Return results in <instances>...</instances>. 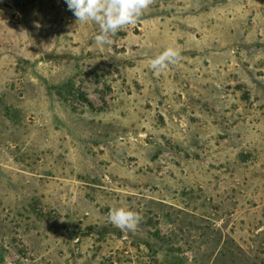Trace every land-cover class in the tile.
Here are the masks:
<instances>
[{
	"label": "rangeland",
	"instance_id": "1",
	"mask_svg": "<svg viewBox=\"0 0 264 264\" xmlns=\"http://www.w3.org/2000/svg\"><path fill=\"white\" fill-rule=\"evenodd\" d=\"M98 34L0 0V264H264V0H154Z\"/></svg>",
	"mask_w": 264,
	"mask_h": 264
},
{
	"label": "clouds",
	"instance_id": "2",
	"mask_svg": "<svg viewBox=\"0 0 264 264\" xmlns=\"http://www.w3.org/2000/svg\"><path fill=\"white\" fill-rule=\"evenodd\" d=\"M67 9L76 18V23L93 22L99 25L100 34L95 36V42L100 46H111V39L121 29L135 25L154 0H65ZM36 27H40L36 24ZM181 58L178 48L168 47L150 61L155 72H161L170 64H176ZM110 222L121 231H136L143 217L138 213L123 207L110 209Z\"/></svg>",
	"mask_w": 264,
	"mask_h": 264
},
{
	"label": "water",
	"instance_id": "3",
	"mask_svg": "<svg viewBox=\"0 0 264 264\" xmlns=\"http://www.w3.org/2000/svg\"><path fill=\"white\" fill-rule=\"evenodd\" d=\"M48 58H49L48 56H45V57H44L45 60H48Z\"/></svg>",
	"mask_w": 264,
	"mask_h": 264
}]
</instances>
